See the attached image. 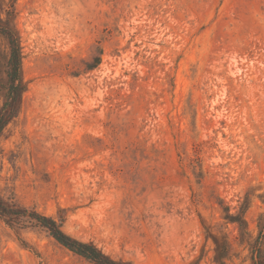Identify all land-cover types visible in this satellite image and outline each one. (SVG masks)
I'll list each match as a JSON object with an SVG mask.
<instances>
[{
  "label": "rangeland",
  "instance_id": "obj_1",
  "mask_svg": "<svg viewBox=\"0 0 264 264\" xmlns=\"http://www.w3.org/2000/svg\"><path fill=\"white\" fill-rule=\"evenodd\" d=\"M0 23L7 208L121 264L264 258V0H0ZM10 55L0 34V114ZM0 264L93 263L22 217Z\"/></svg>",
  "mask_w": 264,
  "mask_h": 264
},
{
  "label": "trees",
  "instance_id": "obj_2",
  "mask_svg": "<svg viewBox=\"0 0 264 264\" xmlns=\"http://www.w3.org/2000/svg\"><path fill=\"white\" fill-rule=\"evenodd\" d=\"M0 34L5 36L9 42L11 55L9 59V70L7 72L8 84L6 86L7 101L4 104L3 111L0 114V133L8 120L15 111L20 94L22 92L21 84V56L18 40L13 31L0 23ZM28 217L32 226L43 228L49 232L51 237L62 247L74 253L75 255L93 263V264H121L114 261L95 246L89 243L80 242L65 234L56 222L46 216L26 210H11L7 208L0 199V219L10 226L20 224V218ZM238 217H233L232 221L238 222ZM264 239V231L258 237V240ZM259 253V254H258ZM255 258V264H264V258L258 251Z\"/></svg>",
  "mask_w": 264,
  "mask_h": 264
}]
</instances>
